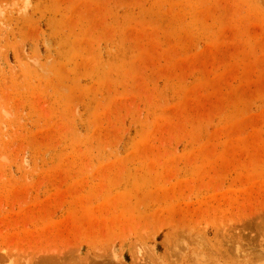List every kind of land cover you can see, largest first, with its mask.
<instances>
[{
    "label": "rangeland",
    "instance_id": "1",
    "mask_svg": "<svg viewBox=\"0 0 264 264\" xmlns=\"http://www.w3.org/2000/svg\"><path fill=\"white\" fill-rule=\"evenodd\" d=\"M0 264H264V0H0Z\"/></svg>",
    "mask_w": 264,
    "mask_h": 264
}]
</instances>
